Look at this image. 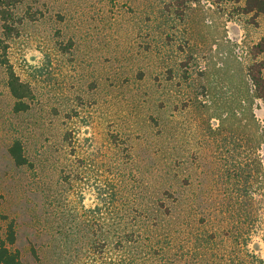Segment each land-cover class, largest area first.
Segmentation results:
<instances>
[{"label":"rangeland","instance_id":"obj_1","mask_svg":"<svg viewBox=\"0 0 264 264\" xmlns=\"http://www.w3.org/2000/svg\"><path fill=\"white\" fill-rule=\"evenodd\" d=\"M245 1L4 6L31 89L16 111L0 64V237L13 224L20 264H264V13Z\"/></svg>","mask_w":264,"mask_h":264},{"label":"trees","instance_id":"obj_2","mask_svg":"<svg viewBox=\"0 0 264 264\" xmlns=\"http://www.w3.org/2000/svg\"><path fill=\"white\" fill-rule=\"evenodd\" d=\"M21 0H0V15L3 20V31L5 35H8L12 27L7 17H5V7H10V2L12 5L20 2ZM13 7V6H12ZM245 12H257L264 13V0H246L244 7ZM6 45L3 43L0 37V64L4 65L7 72V84L11 95L15 98L16 102L14 109L16 111L24 110L28 107L26 100L31 95V89L29 85L20 80V78L15 74L14 70L10 66L6 57ZM256 96L264 102V77L253 76ZM9 153L14 159L17 165H23L26 163V158L22 153V147L20 142L15 141L9 148ZM1 198V197H0ZM15 243V229L13 224L9 223L6 229L5 238L0 237V264H20V253L17 249L11 248Z\"/></svg>","mask_w":264,"mask_h":264}]
</instances>
